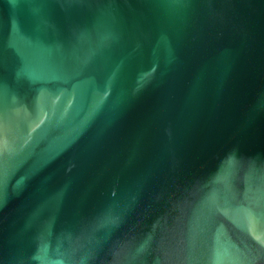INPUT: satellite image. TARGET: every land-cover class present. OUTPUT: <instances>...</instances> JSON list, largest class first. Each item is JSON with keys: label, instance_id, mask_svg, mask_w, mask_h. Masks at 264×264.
I'll list each match as a JSON object with an SVG mask.
<instances>
[{"label": "water", "instance_id": "obj_1", "mask_svg": "<svg viewBox=\"0 0 264 264\" xmlns=\"http://www.w3.org/2000/svg\"><path fill=\"white\" fill-rule=\"evenodd\" d=\"M0 264H264V0H0Z\"/></svg>", "mask_w": 264, "mask_h": 264}]
</instances>
